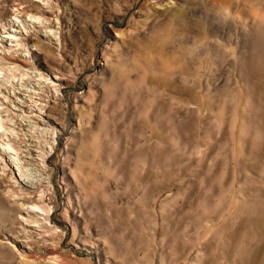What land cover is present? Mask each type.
Here are the masks:
<instances>
[{
    "label": "rangeland",
    "instance_id": "1",
    "mask_svg": "<svg viewBox=\"0 0 264 264\" xmlns=\"http://www.w3.org/2000/svg\"><path fill=\"white\" fill-rule=\"evenodd\" d=\"M0 109V264H264V0H0Z\"/></svg>",
    "mask_w": 264,
    "mask_h": 264
},
{
    "label": "bare ground",
    "instance_id": "2",
    "mask_svg": "<svg viewBox=\"0 0 264 264\" xmlns=\"http://www.w3.org/2000/svg\"><path fill=\"white\" fill-rule=\"evenodd\" d=\"M40 19V18H39ZM10 37V36H9ZM19 40V39H18ZM20 89V88H19ZM3 98V97H2ZM3 109V108H2ZM1 110V109H0ZM2 112V111H1ZM1 123H3L2 121H0V124ZM20 123V122H19ZM1 126H2V124H1ZM3 127V126H2ZM16 130V129H15ZM6 131V130H5ZM5 131L2 133V136H3V134H5ZM8 133V132H7ZM12 137V136H11ZM2 138V137H1ZM17 138V137H16ZM3 144V143H2ZM0 149H2L4 152H6L7 153V156L8 155H10V154H12V151L14 152V150L13 149H11L10 148V144H7V143H5L4 145H0ZM17 150V149H16ZM13 155V154H12ZM1 156V155H0ZM12 156H10V158H11ZM16 157V156H15ZM4 159V158H3ZM13 160H12V163H13V161L14 162H16V161H18V159H16V158H12ZM43 160V159H42ZM21 163V162H20ZM17 170H18V176H16L15 174H13L14 176H16V178H18V180L20 181V183H21V185H24L25 187H30L31 185H30V182L28 181V178L25 176V174H23V171H22V169H21V166H18L17 165ZM12 173V172H11ZM23 174V175H22ZM18 183V182H17ZM20 192H21V190H20ZM20 192H19V194H20ZM28 198V197H27ZM32 207V206H31ZM33 208V207H32ZM31 212V211H30Z\"/></svg>",
    "mask_w": 264,
    "mask_h": 264
}]
</instances>
